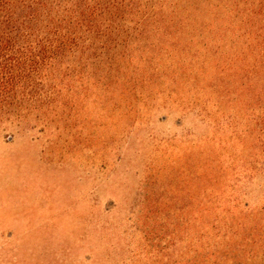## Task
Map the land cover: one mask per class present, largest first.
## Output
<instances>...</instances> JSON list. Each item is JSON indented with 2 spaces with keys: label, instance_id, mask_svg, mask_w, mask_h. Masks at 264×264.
Listing matches in <instances>:
<instances>
[{
  "label": "rangeland",
  "instance_id": "1",
  "mask_svg": "<svg viewBox=\"0 0 264 264\" xmlns=\"http://www.w3.org/2000/svg\"><path fill=\"white\" fill-rule=\"evenodd\" d=\"M103 1L87 53L1 118L0 264H264V238L243 247L216 228L260 210L264 178L250 190L237 167L208 184L205 153L228 120L157 50L208 1Z\"/></svg>",
  "mask_w": 264,
  "mask_h": 264
},
{
  "label": "trees",
  "instance_id": "2",
  "mask_svg": "<svg viewBox=\"0 0 264 264\" xmlns=\"http://www.w3.org/2000/svg\"><path fill=\"white\" fill-rule=\"evenodd\" d=\"M207 1L205 20L195 13L190 22L165 26L157 50L173 51L171 72L228 120L230 138L205 153L208 184L220 186L239 167L251 190L264 178V0ZM105 17L103 0H0V121L13 108L42 101L57 67L87 53L81 38L102 35L95 29ZM217 226L255 248L264 238V205L245 206Z\"/></svg>",
  "mask_w": 264,
  "mask_h": 264
}]
</instances>
